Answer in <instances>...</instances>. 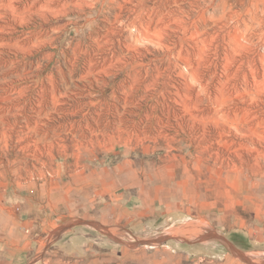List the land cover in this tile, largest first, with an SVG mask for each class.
<instances>
[{"label":"rangeland","instance_id":"obj_1","mask_svg":"<svg viewBox=\"0 0 264 264\" xmlns=\"http://www.w3.org/2000/svg\"><path fill=\"white\" fill-rule=\"evenodd\" d=\"M8 206L30 264H264V0H0Z\"/></svg>","mask_w":264,"mask_h":264},{"label":"crops","instance_id":"obj_2","mask_svg":"<svg viewBox=\"0 0 264 264\" xmlns=\"http://www.w3.org/2000/svg\"><path fill=\"white\" fill-rule=\"evenodd\" d=\"M3 217L8 222L0 225L3 231L0 233V264H30L38 247L32 245L27 226L17 220L15 211L11 212L9 206L0 208V220H4Z\"/></svg>","mask_w":264,"mask_h":264},{"label":"bare ground","instance_id":"obj_3","mask_svg":"<svg viewBox=\"0 0 264 264\" xmlns=\"http://www.w3.org/2000/svg\"><path fill=\"white\" fill-rule=\"evenodd\" d=\"M12 1V0H11ZM9 3H10V0H9ZM12 8V7H11ZM14 8V7H13ZM149 30V29H148ZM158 30V29H157ZM203 115L204 114H200V115H198V114H196L195 115V118H198V119H202L203 118ZM204 119V118H203Z\"/></svg>","mask_w":264,"mask_h":264}]
</instances>
